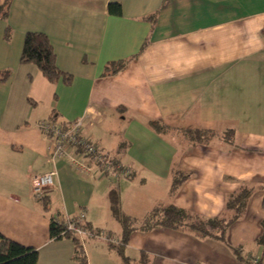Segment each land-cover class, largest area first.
I'll return each mask as SVG.
<instances>
[{"label":"crops","instance_id":"1","mask_svg":"<svg viewBox=\"0 0 264 264\" xmlns=\"http://www.w3.org/2000/svg\"><path fill=\"white\" fill-rule=\"evenodd\" d=\"M9 1L7 17H0V233L35 248L36 264H77V250L87 264H122L105 238L122 237L111 190L122 212L138 221L164 204L214 217L245 182L259 189L229 226L226 242L264 263L255 244L264 220V0ZM109 2L120 4V15L108 13ZM30 31L48 37L70 82L49 81L34 63L19 61ZM132 56L122 70L103 74L107 62ZM79 117L82 134L117 169L103 172L90 162L82 171L66 156H50L37 122ZM150 120L233 129L235 145L190 144L176 132L155 131ZM175 169L189 176L170 196ZM49 170L55 175L45 210L30 180ZM81 211L97 236L82 243L75 237L77 250L72 238L50 236L51 217ZM142 253L147 264H240L216 240L135 225L124 254L139 264Z\"/></svg>","mask_w":264,"mask_h":264},{"label":"trees","instance_id":"2","mask_svg":"<svg viewBox=\"0 0 264 264\" xmlns=\"http://www.w3.org/2000/svg\"><path fill=\"white\" fill-rule=\"evenodd\" d=\"M9 0L0 1V17L6 18L9 9ZM107 11L112 15L121 14V6L117 2H109ZM149 19L154 20V14L149 16ZM153 22V21H152ZM8 32V27L6 28ZM124 58L114 61H109L105 64L103 74H114L122 70L127 62L133 58ZM20 62H32L42 72L46 79L55 82L58 79L70 82L72 76L67 74L56 66L55 54L53 47L50 44L48 37L41 32H26L23 39V45L20 54ZM2 79V76L0 77ZM150 127L160 133H165V130L182 135L183 138L190 144H211L222 143L235 145V132L233 129H226L222 132H217L212 129L202 127H169L160 120H150ZM189 176V173L175 169L172 175V181L169 189V195H173L180 183ZM259 189L258 185L251 183H241L240 186L226 196L224 209L222 213L214 217H205L197 213L190 212L183 208L176 207L172 204L157 205L152 208L140 221L130 217L122 212L119 202V193L116 190L109 192V204L112 216L122 226V237L116 244L109 243V246L115 249L116 253L121 257L122 264H133L132 260L124 254V245L132 230L139 226L142 230L152 229L154 227H166L171 229H183L196 235L199 238H208L225 244L234 253L240 264H264L261 258H250L244 253L241 247H232L226 242V233L229 226L239 220L246 211L248 201L255 190ZM35 198L45 210H48L50 203L49 196L46 192L35 193ZM262 207L264 209V195L262 198ZM85 226L89 227L84 221ZM64 226L59 223L56 218L51 217L49 233L52 238H60L62 236L70 237L76 243L77 239L71 234L64 232ZM98 235V230H91ZM255 244L260 246L264 251V220L261 221V233L255 239ZM38 259V251L29 246L22 245L14 240H11L0 233V264H36ZM77 264H87L82 252L76 251ZM139 264H147V256L141 254Z\"/></svg>","mask_w":264,"mask_h":264},{"label":"built area","instance_id":"3","mask_svg":"<svg viewBox=\"0 0 264 264\" xmlns=\"http://www.w3.org/2000/svg\"><path fill=\"white\" fill-rule=\"evenodd\" d=\"M82 117L76 118L70 122H58L54 118L41 119L36 126L45 135L49 141V153L52 158L66 156L78 170L89 171L90 162L103 172H112L117 169L113 161L103 153L96 143L90 141L82 134ZM127 170L123 173L127 174ZM54 170L32 175L30 185L32 192L42 193L53 184ZM64 226V231L82 243L84 238L97 236L91 229L84 224L85 214L81 211L76 217H67L65 219H56ZM100 234V233H99ZM105 238L112 243L118 241L112 237ZM257 260V258H254Z\"/></svg>","mask_w":264,"mask_h":264},{"label":"rangeland","instance_id":"4","mask_svg":"<svg viewBox=\"0 0 264 264\" xmlns=\"http://www.w3.org/2000/svg\"><path fill=\"white\" fill-rule=\"evenodd\" d=\"M263 120H264V119H263ZM263 122H264V121H263ZM262 129L264 130V127H262ZM169 132L171 133L172 131H171V130H168V129L165 130V133L168 134Z\"/></svg>","mask_w":264,"mask_h":264}]
</instances>
